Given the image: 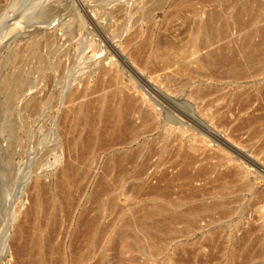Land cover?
<instances>
[{
  "label": "rangeland",
  "instance_id": "1",
  "mask_svg": "<svg viewBox=\"0 0 264 264\" xmlns=\"http://www.w3.org/2000/svg\"><path fill=\"white\" fill-rule=\"evenodd\" d=\"M138 1L0 0V85L10 74L26 75L27 98L38 91L46 101L30 117L22 110L24 101L12 97L19 88L15 80L6 95L0 92V109L4 108L3 113L0 110V264H16L14 244H25L26 233L29 236L35 228L32 204L38 196L44 198L42 186L55 188L71 158L87 174L73 182L75 191L68 200L62 191L45 195L48 203L54 202V209L41 210L37 216L38 228L46 235L52 231L61 252L56 256L65 257L66 264L79 257H84L82 264H264V0H179L174 7L175 0H167L166 10H157L150 21H140V35L156 25L153 36L164 39V59L174 63L169 71L173 79L162 83L158 77L160 81L154 84L167 94L155 92L123 67L125 79L156 104L162 116L159 127L137 139L130 130L118 138L102 137L91 151L82 154L79 147L69 153L74 139L83 144L91 137L87 129L73 131V122L62 118L65 108L72 105L69 95L87 84V95L74 103L96 99L111 87L97 86L92 69L105 63L104 57L118 58L115 47L131 33L129 51L143 45L145 36H137L132 27L138 17L136 9L148 0ZM246 5L251 13L244 11ZM114 7L128 8L130 18H119L112 12ZM87 13L94 21L87 19ZM212 13L215 18L210 17ZM76 18L85 22L83 28ZM61 23L69 24L71 31L58 28ZM207 25L218 38L194 42V30L204 32ZM54 30L55 40L43 46L38 56L25 53L19 66L11 63L12 53L20 46L33 44ZM213 52L222 53L223 66L198 72L196 65H189L183 67L182 75H174L180 54H189L190 63ZM146 54L143 48L137 59ZM254 54L261 55L260 62H251L249 56ZM150 68L153 77L163 74ZM199 114L223 133L222 140L205 131ZM181 125L188 131L186 137L179 135ZM83 155L86 161L82 163ZM122 182L132 194H122ZM136 184L138 191L133 190ZM247 184L250 191H246ZM155 208L164 209L160 218L175 220L174 229H163L166 232L156 234L154 242L145 241L149 248L135 237H118L111 243L116 228L145 219ZM82 213L87 219L84 226Z\"/></svg>",
  "mask_w": 264,
  "mask_h": 264
},
{
  "label": "bare ground",
  "instance_id": "2",
  "mask_svg": "<svg viewBox=\"0 0 264 264\" xmlns=\"http://www.w3.org/2000/svg\"><path fill=\"white\" fill-rule=\"evenodd\" d=\"M38 1V0H37ZM179 0H175L173 7L175 6V4H177V2ZM83 2V1H82ZM139 3L141 2L138 1ZM38 3V2H36ZM44 3V2H43ZM35 4V3H34ZM42 4V3H41ZM63 4V3H62ZM31 5V4H30ZM90 5V4H89ZM140 5V4H139ZM168 1L167 0H148L146 1L144 4L138 6V8L136 9L135 14L138 15V17L135 20V24L132 27L133 33L137 34V36L140 35V30H139V22L140 21H150L153 17L154 14L157 10H166L167 6H168ZM42 6V5H41ZM81 6H84V2L81 4ZM258 6V5H257ZM89 7V6H88ZM47 9V8H46ZM83 9V8H82ZM246 13H251V7L247 5L245 6V10ZM8 12V11H7ZM112 12L116 15L119 16V18H121L122 20H126L129 15H128V8H115L112 10ZM166 12V11H165ZM9 13V12H8ZM86 13V12H85ZM104 13V12H103ZM168 13H170V11L168 10ZM61 14V13H60ZM131 14V12H130ZM239 14V13H238ZM5 15V14H4ZM19 15V14H18ZM36 15V14H35ZM43 15V14H42ZM41 15V16H42ZM49 15V14H48ZM99 15V14H98ZM37 16V15H36ZM39 16V15H38ZM51 15H49L50 17ZM55 16V15H54ZM85 16L87 17V19L94 21L93 17L90 16V14L88 15L85 14ZM95 16V15H94ZM101 16V15H100ZM128 16V17H127ZM170 16V14H169ZM3 17V16H2ZM7 17V16H6ZM211 18H215V14L212 13V15L210 14ZM254 17V16H253ZM5 18V17H4ZM11 18V17H10ZM46 18V17H45ZM104 18V16H103ZM130 18V17H129ZM241 19V15L239 17ZM77 19V18H76ZM95 19V18H94ZM114 19V18H113ZM238 19V16H237ZM7 20V18H6ZM4 20V21H6ZM17 20V19H16ZM28 20V19H27ZM43 20V19H42ZM49 20V19H47ZM46 20V21H47ZM60 20V19H59ZM78 20V19H77ZM85 20V19H84ZM97 20V19H96ZM12 21V20H11ZM14 21V20H13ZM26 21V20H25ZM71 21V19H70ZM80 21V20H78ZM44 22V21H43ZM197 22V21H196ZM42 23V22H41ZM45 23V22H44ZM68 23V22H67ZM67 23H61L58 24V28L63 29L65 31H71V28H69V24ZM84 21H80V27L83 28L84 26ZM95 23V22H94ZM206 23V22H205ZM47 24V23H46ZM100 24V23H99ZM243 24V23H242ZM11 26H13L11 24ZM10 26V27H11ZM39 26V25H38ZM78 26V25H77ZM119 26V25H118ZM155 24H152L149 27V31H147V33H142L140 36H145V41L143 43L142 46H140L138 49L134 50V51H129V48L132 46L133 44V39L131 38V34L127 35L126 38L122 41L124 42H120L119 44V48L115 47V53L118 56V58L115 57V55H110L109 57H104L101 60H107L105 63H102L99 67H94L91 71V73L96 77V85L97 86H109L111 88L107 89V90H103V93L99 96H97V98L93 99V101H90L86 104H82L80 102L78 103H74L77 100H80L81 98L85 97L87 95L88 92V87L87 84L85 85L84 88L82 89H78L76 88L74 91H72L69 95V102H72V105L67 106L62 114V118L64 120H71V122H73L72 124V128L73 131L79 132L81 130H85L87 129V131H89V134L91 137L88 138L87 142H83V144H81L79 142V140L74 139L73 141V145L71 146V148L69 149V153L70 152H74L75 150L79 149V147L81 148L82 154L86 153L88 151H91V149L93 148V145L100 140V138L102 137H106V138H111V137H119L122 134H124V132H127L130 130V132H133L135 134V136H137L135 139L139 138L141 136V133L143 135V133H147V132H152L154 130H156L161 122V118L162 116L159 114V111L156 108V104L153 103L150 99H148V97L145 96V94L137 89V87L135 85H133V83L128 79H125V75H124V66L128 67L130 70H132L135 75L137 74L139 77H141L148 85L151 89H153L155 92H163L160 88L154 86L155 82H157L159 80V78H162L164 80L161 79L162 83L164 81L168 82L171 81L173 79V76H171L169 74V71L172 69V66L174 65V63H172L170 60H165L167 58L164 59V53L162 52V45H163V41L164 39L159 38L158 40H156V38H154L153 33H154V29H155ZM209 25H207L206 27H204V32H201L202 28H198V30H194L195 32L192 34V40L194 42H197L201 39H210L213 41L216 40V38H218L215 34H213V32L211 33V29L210 27H208ZM241 26V25H240ZM238 26V27H240ZM45 28V25L43 26ZM100 27V26H99ZM37 28V27H35ZM41 28V27H40ZM44 28L38 30L37 32L42 31ZM79 28V29H81ZM196 28V27H195ZM214 28V27H213ZM75 29V28H74ZM100 29V28H99ZM128 29V28H127ZM194 29V28H193ZM125 30V29H124ZM116 32H119V30H116ZM114 33V32H113ZM72 34V32H71ZM74 34V33H73ZM115 34V33H114ZM57 35V34H56ZM58 36V35H57ZM112 36V35H111ZM114 36V35H113ZM118 36V35H117ZM121 36V35H120ZM92 37V36H91ZM90 37V38H91ZM223 37L222 35L220 36ZM89 38V37H88ZM78 39V38H77ZM81 39V38H80ZM106 39V38H105ZM113 39V38H112ZM117 39V37H116ZM122 39V38H121ZM120 39V40H121ZM55 40V30L52 33H49L48 35L42 36L40 35L38 40L33 43H27V44H23L22 46H20L17 50H15L12 55H11V59L13 64H17L19 66L18 63H21L24 61L25 59V53H29L34 55L39 54L40 50L43 46H50V44ZM114 40V39H113ZM191 40V41H192ZM115 41V40H114ZM109 43V42H108ZM91 44V43H90ZM89 44V45H90ZM65 45V44H64ZM188 45V44H187ZM215 45V43L213 44ZM98 46V44H97ZM171 46V45H170ZM76 47V46H75ZM78 47V46H77ZM95 47V46H94ZM100 47V46H99ZM172 47V46H171ZM188 47V46H187ZM211 47V46H208ZM207 47V48H208ZM63 48V47H62ZM93 48V47H92ZM97 48V47H96ZM96 48H93L96 49ZM147 50V54L145 56L142 57V59L140 58L137 59V57H139V54L141 52L142 49ZM59 49V48H58ZM88 50H90L91 48H87ZM86 49V50H87ZM103 49V48H102ZM51 50V49H50ZM96 50H100V48H97ZM47 51V50H46ZM84 51V50H83ZM82 51V52H83ZM73 52V51H72ZM90 52V51H89ZM88 52V53H89ZM92 52V50H91ZM113 52V51H112ZM44 53V52H43ZM67 53V52H66ZM79 53V52H78ZM85 53V52H84ZM95 53V52H94ZM103 53V51H102ZM107 53V52H106ZM195 53V52H194ZM249 53V51L247 52ZM251 53V52H250ZM65 54V53H64ZM63 54V55H64ZM99 54V53H98ZM104 54V53H103ZM46 55V54H45ZM62 55V56H63ZM79 55V54H78ZM82 54H80V58ZM36 56V57H37ZM43 56V54H42ZM41 56V57H42ZM53 56V54H52ZM98 56V55H97ZM102 56V55H101ZM190 55L189 54H180L178 56V61L177 63L179 64V67L177 68V70L175 71L174 75H182L183 71L185 70L183 67H189V65H196V70H198V72H202V71H211L213 68L217 67V66H223L224 62L223 59L224 56L222 55V53L220 54V52H213L210 53L207 57H202V58H198L195 59L194 62H190L188 63V57ZM226 56V55H225ZM30 57V56H29ZM44 57V56H43ZM60 57V55H59ZM91 57V56H90ZM88 56V59L90 58ZM115 57V58H114ZM35 58V57H34ZM48 58V57H47ZM79 58V57H78ZM80 58L78 59L80 62ZM226 58V57H225ZM229 58V57H228ZM91 59V58H90ZM89 59V60H90ZM249 59L251 60V62L253 63H258L261 61V55H250ZM40 60V59H39ZM63 60V59H62ZM73 60V59H72ZM94 60V59H93ZM227 60V59H226ZM231 60V59H230ZM9 61V60H8ZM82 61V60H81ZM46 64V61H44ZM78 62V65H79ZM99 62V61H98ZM228 62V61H227ZM83 63V62H82ZM121 63V64H120ZM176 63V64H177ZM48 64V63H47ZM52 64V63H51ZM55 64V63H54ZM91 64V63H90ZM89 64V66H90ZM97 64V63H96ZM228 64V63H227ZM230 64V63H229ZM16 65V66H17ZM44 65V63H43ZM71 65V64H70ZM81 65V64H80ZM79 65V66H80ZM15 66V68H16ZM78 66V67H79ZM84 66V65H83ZM38 67V66H37ZM81 67V66H80ZM86 67V68H85ZM156 68L157 70L155 72H162L163 74H160L159 76L153 77V72L148 71L151 68ZM13 68V67H12ZM59 68V67H58ZM66 68V67H65ZM83 68L87 69V66H84ZM35 69V68H34ZM46 69V68H45ZM91 69V68H90ZM127 69V68H126ZM218 69V68H217ZM15 70V69H14ZM32 70V69H31ZM39 70V69H36ZM35 70V71H36ZM49 70V68H48ZM58 70V69H57ZM89 70V69H88ZM221 70V68H220ZM12 71V70H11ZM45 71V70H44ZM83 71V70H82ZM86 71V70H85ZM17 72V71H16ZM18 72H20L18 70ZM31 72V71H30ZM88 72V71H86ZM128 72V71H127ZM150 72L148 75V77L144 78V75H146V73ZM10 73V72H9ZM12 73H15L12 71ZM23 73V71H22ZM89 73V72H88ZM216 73V72H215ZM18 74V73H17ZM17 74H8L9 76L6 77L1 85H0V92L3 95H6L8 93L7 89L10 86V82L12 80H15L16 85H18V89H19V93L22 95H18V89H17V93L15 92L13 95L16 94V96H13L14 98H20L21 101H24V106L23 109L26 113H28V115L33 116L34 114H36L42 107H44V104L46 103V101L44 100V98L41 95H38V91L35 95L31 96L30 98L28 97V80L26 77V75L19 76V78H17ZM40 74V73H39ZM42 74V73H41ZM45 74V73H44ZM87 74V73H86ZM47 75V74H46ZM45 75V76H46ZM136 75V76H137ZM28 76V75H27ZM50 76V75H49ZM49 76H46V78ZM131 76V75H130ZM137 76V77H138ZM216 76V74H215ZM159 77V78H158ZM17 78V79H15ZM77 78V77H76ZM75 78V80H76ZM172 78V79H171ZM134 79V78H133ZM140 79V78H139ZM158 79V80H157ZM50 80V78H49ZM48 81V80H47ZM80 81V80H78ZM160 81V80H159ZM44 82V81H43ZM68 83V82H67ZM75 83V82H73ZM72 83V84H73ZM77 83V82H76ZM161 83V84H162ZM49 84V83H48ZM69 86V84H66ZM65 85V86H66ZM77 85V84H76ZM180 85H182V87L186 86V83H180ZM61 86V85H60ZM73 86V85H72ZM52 87V86H51ZM139 88V87H138ZM146 88V87H145ZM43 89V88H42ZM50 89V88H49ZM65 89L67 90V88L65 87ZM99 89V88H98ZM40 90V89H39ZM44 90V89H43ZM97 90V89H96ZM49 91V90H48ZM144 91V89H143ZM195 92V91H194ZM0 93V94H1ZM195 93H199L198 91ZM40 94V93H39ZM167 94V93H165ZM18 95V96H17ZM47 96V95H46ZM45 96V97H46ZM22 97V98H21ZM203 97V96H202ZM1 100V99H0ZM53 100V99H52ZM165 100V99H164ZM1 102V101H0ZM3 104V103H2ZM23 104V103H22ZM158 104V103H157ZM1 106V105H0ZM97 106H99V110H97ZM189 107L194 109L196 108V105H194L193 103H189ZM4 108L1 107V112L3 113ZM179 110V109H178ZM22 112V111H21ZM24 112V113H25ZM40 112V111H39ZM23 113V114H24ZM202 113V112H200ZM22 114V115H23ZM30 116V117H31ZM50 116V115H49ZM199 121L204 125L203 128L205 129V131H207L208 133H210V135H212L215 138L218 139H223V133H219L216 129H214L213 127H211L210 125H208L206 122H204V120L202 119V117H200L201 115L199 114ZM197 116V117H198ZM28 118V116H27ZM206 120V119H205ZM208 120V119H207ZM44 121V120H43ZM53 121V120H52ZM113 122V123H112ZM169 123V121H167ZM166 122V123H167ZM44 123V122H43ZM228 123V122H227ZM176 124V123H175ZM52 125V124H51ZM50 125V126H51ZM42 126V125H41ZM40 126V127H41ZM67 126V125H66ZM168 126V125H167ZM176 126V125H175ZM182 126V125H181ZM171 127V126H170ZM178 128V126H176ZM183 127V126H182ZM176 128V129H177ZM185 127H183L184 129ZM197 128V127H196ZM53 129V128H52ZM182 128H179V130ZM181 130L179 132V135L181 137H186L188 131L185 130ZM41 130V129H40ZM68 130V129H67ZM174 130L173 128L171 129V131ZM177 129V131H179ZM71 131V129H70ZM40 132V131H39ZM129 135V134H128ZM38 136V135H37ZM126 135H124L125 137ZM176 136V135H175ZM127 138V137H126ZM125 138V139H126ZM175 138V137H174ZM129 139V138H127ZM176 139V138H175ZM38 140V139H37ZM86 140V139H84ZM124 140V139H123ZM122 142V141H121ZM104 143V142H103ZM120 143V141H119ZM54 145V144H53ZM68 145V144H67ZM102 145V144H101ZM191 148V147H190ZM193 148V147H192ZM230 149H234L235 146L234 145H229ZM13 149V148H12ZM11 149V150H12ZM66 149V148H65ZM64 149V150H65ZM67 150V149H66ZM41 151V150H40ZM39 151V152H40ZM68 153V154H69ZM79 155V154H78ZM50 156V155H49ZM186 157V156H185ZM40 158V157H39ZM63 158V156H62ZM188 158V157H187ZM49 159V158H48ZM66 159V158H65ZM248 159V158H247ZM57 160V159H56ZM60 160V159H58ZM71 159L66 160L65 165L63 166V170H62V178L58 180L57 184L55 185V188H43L42 186V193L44 195H50L53 194L56 191H62V193L65 195V199H69L71 198V196L74 194L75 189H73V184L75 183L74 181L77 179L81 180L84 178V176L87 174L86 168H84L83 170H80V168L76 167V163L74 161H71ZM76 160V159H75ZM81 162L83 163V161L85 162L86 160L84 159V155L81 157ZM79 160V161H80ZM250 161V159H248ZM89 162V161H88ZM116 162H119V160H117ZM191 162V161H190ZM44 163V162H43ZM252 164L257 165L255 161H251ZM57 164V161H56ZM60 164V163H59ZM117 164V163H116ZM121 164V163H120ZM184 164H186L184 162ZM44 165V164H43ZM87 165V164H86ZM89 166V165H88ZM125 166V165H124ZM44 167V166H43ZM118 167V166H116ZM120 167V165H119ZM255 168V167H254ZM45 169V168H44ZM251 169V167H250ZM250 169L246 168L247 172L250 174ZM43 170V169H42ZM41 170V171H42ZM13 172V171H12ZM208 173V172H206ZM13 175V174H12ZM178 176V175H177ZM230 176V175H229ZM12 177V176H11ZM175 177V176H174ZM232 177V176H231ZM28 178V177H27ZM60 178V177H59ZM25 180V179H24ZM78 180V181H79ZM90 180V179H89ZM218 180V179H217ZM74 182V183H73ZM80 182V181H79ZM78 183V182H77ZM123 185H121V189H122V194L123 195H128V194H132V191H130L129 189L125 188V182H122ZM209 183V182H208ZM42 185V183H41ZM76 185V184H75ZM78 186V185H77ZM135 189L133 188V190L138 191V184H136ZM75 188V187H74ZM150 188V187H149ZM246 191H250L251 189V185L247 184L245 186ZM80 191V190H79ZM41 192V191H40ZM73 192V193H72ZM83 192V191H82ZM141 192V191H140ZM81 193V192H80ZM155 193V191L152 192V194ZM160 193V192H158ZM229 193V192H228ZM79 194V193H78ZM97 194V193H96ZM157 194V193H156ZM232 194V193H231ZM185 195V194H184ZM142 196V195H141ZM158 196H162V193H160ZM157 196V197H158ZM43 197L38 196L36 201H34V203L32 204V208L34 209L32 213H34L36 215V218L34 220V226L35 228H33V230L31 231L30 235L28 236V233L26 238L27 241L25 242V244H23V242H19L14 244V252L16 254V264H66L65 263V257H59L56 256L57 253H59L60 247L57 246L51 237V233L52 231H49L48 234L46 235L45 232H43L42 229L38 228V212L41 210H46L48 209L53 210L54 209V202L51 199V203H48L49 201L45 200ZM64 200V199H63ZM70 205V204H69ZM160 207V206H159ZM138 209V208H137ZM44 210V211H45ZM162 208H155L151 211V213L148 215V217H146L145 219H138L133 225L131 226H126V227H121V228H116L113 231V239H112V244L116 242L118 237H135V241L138 243H144L145 241L147 243L149 242H154L156 239V234H158L159 232H166L163 231V229H174V221L173 219H168V218H160L159 214L161 212H163ZM84 211V210H83ZM88 211V210H87ZM130 211V210H129ZM139 211V210H138ZM241 211V210H240ZM137 212V211H136ZM31 213V212H30ZM143 213V212H141ZM126 214V213H125ZM261 214H262V218H264V206H262L261 209ZM34 216V215H33ZM85 213H82L80 220H82L83 226L85 224V220H87ZM261 218V219H262ZM52 223V222H51ZM81 223V222H80ZM79 223V225H81ZM30 225V223H29ZM90 225V224H89ZM24 227V226H23ZM25 228V227H24ZM43 228V227H42ZM136 228L138 229V231L136 230ZM27 229V228H26ZM25 229V230H26ZM28 230V229H27ZM26 230V232H28ZM51 230V228H50ZM24 231V230H23ZM25 232V231H24ZM16 233V232H15ZM106 233V232H105ZM137 233V234H136ZM25 234V233H24ZM25 236V235H24ZM104 236V235H103ZM54 238V237H53ZM19 239V238H18ZM25 239V238H24ZM220 244V243H219ZM222 244V243H221ZM215 245V244H214ZM145 246L147 248L150 247V245L145 244ZM98 247V246H97ZM214 247V246H213ZM209 248V247H208ZM10 249V248H9ZM13 253V252H12ZM61 253V252H60ZM59 253V254H60ZM72 253V252H71ZM74 253V252H73ZM13 256V255H12ZM75 256V255H74ZM233 257V256H232ZM231 257V258H232ZM13 258V257H12ZM95 258V257H94ZM218 258V257H217ZM76 259V257H75ZM95 260V259H94ZM82 261H84V257H79L77 258L75 261L72 262V264H82ZM229 261V260H228Z\"/></svg>",
  "mask_w": 264,
  "mask_h": 264
}]
</instances>
